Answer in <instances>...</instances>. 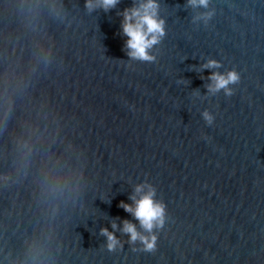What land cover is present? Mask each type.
<instances>
[{
  "label": "water",
  "instance_id": "95a60500",
  "mask_svg": "<svg viewBox=\"0 0 264 264\" xmlns=\"http://www.w3.org/2000/svg\"><path fill=\"white\" fill-rule=\"evenodd\" d=\"M139 2L0 0V264H264V0H156L150 61L121 28ZM140 184L152 252L122 231L149 235L120 206Z\"/></svg>",
  "mask_w": 264,
  "mask_h": 264
},
{
  "label": "clouds",
  "instance_id": "9594fccd",
  "mask_svg": "<svg viewBox=\"0 0 264 264\" xmlns=\"http://www.w3.org/2000/svg\"><path fill=\"white\" fill-rule=\"evenodd\" d=\"M119 0H86V7L92 9L94 7H102L105 11L116 6ZM193 6L197 4L201 6L207 5V0H189ZM158 4L156 0H140L137 5L126 8L121 15L123 20L121 28L123 34L128 38L126 40L127 55L132 59L150 61L153 60L149 54V49L157 44L164 35V21L157 16ZM216 61H209L206 67H216ZM238 75L234 71L227 74L212 73L209 79L212 83L208 86L209 91L215 92L219 89H225L230 94L227 86L238 80ZM203 117L208 124L212 123L213 117L205 111ZM155 189L148 184H140L135 187V195L130 199L133 204L121 202L120 206L125 211L131 213L140 226L149 235L145 236L137 231L135 224L128 220L123 221L122 231L127 233L130 242L139 240L143 245L142 250L152 252L157 246V236L153 233V229L164 227L166 219V205L163 201L155 199ZM116 228V225H112ZM101 234L107 237V248L111 251L119 244L116 236L109 232L107 228L101 229Z\"/></svg>",
  "mask_w": 264,
  "mask_h": 264
}]
</instances>
